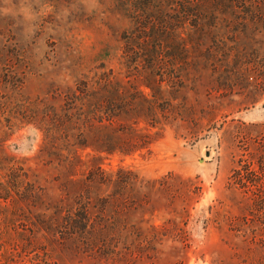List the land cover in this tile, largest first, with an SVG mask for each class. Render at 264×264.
<instances>
[{
  "label": "rangeland",
  "instance_id": "obj_1",
  "mask_svg": "<svg viewBox=\"0 0 264 264\" xmlns=\"http://www.w3.org/2000/svg\"><path fill=\"white\" fill-rule=\"evenodd\" d=\"M0 264H264V0H0Z\"/></svg>",
  "mask_w": 264,
  "mask_h": 264
}]
</instances>
